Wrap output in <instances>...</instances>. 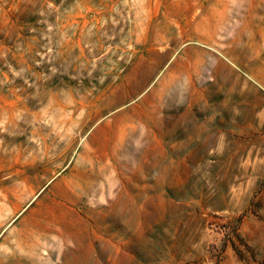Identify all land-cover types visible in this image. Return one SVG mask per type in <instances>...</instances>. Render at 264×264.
Segmentation results:
<instances>
[{
  "label": "rangeland",
  "instance_id": "rangeland-1",
  "mask_svg": "<svg viewBox=\"0 0 264 264\" xmlns=\"http://www.w3.org/2000/svg\"><path fill=\"white\" fill-rule=\"evenodd\" d=\"M0 264H264V0H0Z\"/></svg>",
  "mask_w": 264,
  "mask_h": 264
}]
</instances>
